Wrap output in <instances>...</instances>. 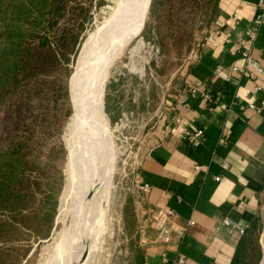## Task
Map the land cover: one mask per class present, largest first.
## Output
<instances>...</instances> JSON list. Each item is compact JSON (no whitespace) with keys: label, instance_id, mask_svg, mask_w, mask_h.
Returning <instances> with one entry per match:
<instances>
[{"label":"rangeland","instance_id":"1","mask_svg":"<svg viewBox=\"0 0 264 264\" xmlns=\"http://www.w3.org/2000/svg\"><path fill=\"white\" fill-rule=\"evenodd\" d=\"M119 2L121 4L118 0L94 1L91 19L84 22L75 52L67 69L61 71V77L66 71L69 73L70 110L61 134L65 160L58 153L55 166L45 170L49 176L45 186L49 189V198L38 201L35 212L39 215V211L44 210V202L51 200L52 206L48 205L50 228L47 231L48 220L41 219L43 216L40 221L32 217L34 213L26 216V226L32 236L30 252L22 264H141L143 230L137 212L141 162L162 125L164 108L176 102L178 91L190 84L187 80L190 65L196 62L206 43H210L207 37L212 30L219 29L213 26L218 10H214L215 0L193 1L197 8L194 13L189 5H178L176 0L158 5L157 0H151L150 7V0ZM198 2L202 7H198ZM184 3L194 5L189 0ZM125 7L127 12L110 31L106 58L93 75L88 97V100L92 97V101L87 100L85 104V108L91 109L87 113L99 114L98 139L101 141L97 155L101 167L94 168L97 178L93 177L90 190L93 204L90 214L76 225L71 247L78 238L79 226L82 240L71 252L70 248L59 246L67 216L56 221L61 197L70 179L71 154L66 129L78 106L81 74L103 54L107 28ZM187 7L186 13L179 14ZM134 66L144 67V71ZM75 148L74 151L87 154ZM77 185L81 188V181ZM259 219L262 245L264 206ZM263 247L264 242L262 250ZM263 259L264 251L261 262Z\"/></svg>","mask_w":264,"mask_h":264},{"label":"crops","instance_id":"2","mask_svg":"<svg viewBox=\"0 0 264 264\" xmlns=\"http://www.w3.org/2000/svg\"><path fill=\"white\" fill-rule=\"evenodd\" d=\"M256 11L254 0H220L213 26L230 30L236 40L251 28ZM253 55L264 69V26ZM195 64L205 66V87L223 90L230 84L240 102L255 103L260 109L246 107L241 113L227 114L223 107L210 110L205 100L192 98L189 106L179 102L171 111L176 100L164 108L162 125L142 159L138 179L152 185L146 196L150 204L175 211L173 230L169 242L160 244L155 241V230H149L147 224L141 226L143 264H230L243 233L225 220L247 228L264 206V80L234 69L242 66L244 59L238 48L228 43H206ZM219 67L229 78L216 74ZM192 68L188 69L189 83L199 79ZM256 84L263 88L256 90ZM173 115L180 116L189 129L206 128L198 147L189 146L181 132L166 130ZM234 124L235 136L230 143H223V131L232 130ZM199 164L202 171L196 169ZM164 255L167 261H163Z\"/></svg>","mask_w":264,"mask_h":264},{"label":"trees","instance_id":"3","mask_svg":"<svg viewBox=\"0 0 264 264\" xmlns=\"http://www.w3.org/2000/svg\"><path fill=\"white\" fill-rule=\"evenodd\" d=\"M94 1L0 0V264H22L27 258L32 236L26 226L28 214L34 213L37 221L48 220L47 231L50 228L51 200L44 202L39 215L35 210L38 201L49 198L45 170L55 166L56 154L65 160L61 134L70 110L69 73L60 74L75 52L84 22L91 19ZM219 1L215 0L214 10H218ZM162 2L166 0L156 3ZM184 2L176 0L196 11L195 4ZM192 66L203 80L205 66L194 63L190 70ZM221 92L228 96L227 102L235 98V87L230 84ZM235 111L242 110L235 106ZM235 134L234 124L229 141ZM259 220L256 216L245 229L230 264L260 263Z\"/></svg>","mask_w":264,"mask_h":264},{"label":"built area","instance_id":"4","mask_svg":"<svg viewBox=\"0 0 264 264\" xmlns=\"http://www.w3.org/2000/svg\"><path fill=\"white\" fill-rule=\"evenodd\" d=\"M255 3L257 11L253 19L252 26L246 31L245 36L235 40L230 30L219 28L217 30H212L211 34L207 37V40L215 46L222 43L235 45L244 59V64L240 67H235L234 69L249 75L251 78L259 76L261 80H264V69L253 55L255 42L259 37L262 26H264V0H258ZM216 74L224 79L229 78L222 67L217 68ZM262 88L261 84H256L255 86L256 90H261ZM189 98L205 100L210 110L223 107L227 114L236 112L235 106H238L241 110H244L246 107L260 109V107L255 103L240 102L237 96V91H235V98L232 101L227 102L221 91L214 92L213 89L205 87L203 80L197 79L193 83L187 84L184 88L178 91L177 102L174 106L172 105V111H175L179 102L189 106ZM166 128L171 134L181 132L184 141L191 147H198L205 138V127H198L193 130L189 129L183 125L182 118L178 115H173L171 123L168 124ZM231 133L232 130L230 128L223 131V143L228 144L230 142ZM196 169L198 171H202L203 166L199 164L196 166ZM215 179L219 180L220 176H215ZM151 188L152 185L148 182L138 183L137 212L138 216L141 218H139V222H142L141 226H145L147 224L149 226L148 229L152 228L156 231L155 241L157 243L167 244L172 236V222L175 211L173 209L159 208L150 204L147 201L146 196ZM189 223L192 224L194 221L192 220ZM225 224L237 227L242 233H244L246 229L245 226L231 219H226ZM163 261H167V257L165 255L163 256ZM181 261H184V259H181Z\"/></svg>","mask_w":264,"mask_h":264},{"label":"bare ground","instance_id":"5","mask_svg":"<svg viewBox=\"0 0 264 264\" xmlns=\"http://www.w3.org/2000/svg\"><path fill=\"white\" fill-rule=\"evenodd\" d=\"M118 3L121 4L119 0ZM126 12L127 11L125 7V9H122L121 12L118 14L114 22L109 25V27L107 28L108 33L105 32L107 34H105V38L103 39V43H105L102 45V47H104L103 54L99 57L97 61H92L89 64L88 69L85 67L86 69L83 71V74H81L82 78L78 86V93L80 94L77 95L78 106L76 108L75 114L73 113L74 116L72 114L73 117L71 116L72 118L69 120L66 129L67 132L66 142L69 146L70 154H71V160L69 162L70 179H69V185L66 187L64 193L62 194L61 206L56 221L59 222L62 220V218L65 215L67 216V224H65L64 232L60 238L61 241L59 243V246L68 247V249L70 248L71 252L73 251L74 247L78 245L82 240V235L80 234V226H79L78 238L71 247L70 244L71 238L74 235V229L76 225L81 222L80 221L81 219H83L84 221L85 217L90 214V207L93 204V199H92L93 196L90 197V201L84 209L81 210V206L84 204L88 194L91 193L90 190L92 187L93 177L97 178L96 174H94L95 173L94 168H96V166L101 167L100 164L101 161L99 160V155H97L98 148L100 145L99 144L100 139H98V135L101 132V131L99 132L98 130L100 123H97V118L99 114L96 111H91L87 113L86 111H90L91 109H89L88 106L85 108V104L89 97L90 85L93 83V75L96 72V70L99 69V66L106 58V53H107L106 51L108 48V38L110 31L122 19L123 15ZM134 69L137 68L134 66ZM137 70L144 71V67H141L140 69ZM90 73L92 74L90 75ZM91 77L92 80H90ZM88 101L89 102L92 101V97L89 98ZM88 104L89 103H87V105ZM75 147L80 148L82 152H87V154H82L80 153V151L78 152L74 151L73 149ZM94 153L96 155H94ZM80 181H81V188L78 187L77 185V182ZM83 216L84 218H82ZM263 242H264V236H263Z\"/></svg>","mask_w":264,"mask_h":264},{"label":"water","instance_id":"6","mask_svg":"<svg viewBox=\"0 0 264 264\" xmlns=\"http://www.w3.org/2000/svg\"><path fill=\"white\" fill-rule=\"evenodd\" d=\"M150 4H151V0H150V3H149V7H150ZM149 7H148V10H149ZM70 81H71V78H70ZM71 98H72V97H71ZM71 100H72V99H71ZM72 103H73V100H72ZM91 193H92V192H91ZM91 193L88 194V196H87V198H86L84 204L81 206V210L84 209V208L86 207V205L89 203V201H90V197L92 196ZM81 210H80V211H81ZM259 264H261V261H260Z\"/></svg>","mask_w":264,"mask_h":264}]
</instances>
